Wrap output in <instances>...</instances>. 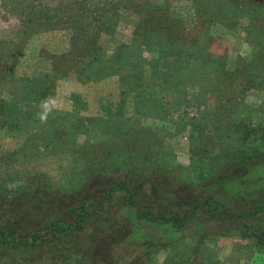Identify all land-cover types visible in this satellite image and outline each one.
<instances>
[{
    "label": "trees",
    "instance_id": "obj_1",
    "mask_svg": "<svg viewBox=\"0 0 264 264\" xmlns=\"http://www.w3.org/2000/svg\"><path fill=\"white\" fill-rule=\"evenodd\" d=\"M14 1L16 5L12 2V12L22 17V31L28 35H23L17 41H0L2 42L0 45V92H5L6 90L2 89H7L13 96L10 98L11 101L0 99V128L9 126L11 129H20L21 126L29 125V121L38 122L35 113H40L42 110L36 103L53 91L59 77L67 76L69 71H74L77 78L83 82L100 81L111 76H118L121 92V100L114 107L102 104L107 118H90L89 123L86 120L83 123L80 113L74 115L70 127L74 129L75 134L89 128V125H94L96 121L110 123L106 127L114 133L113 130H118L123 124L116 126L111 121L123 112L125 98L130 93L136 101L137 111L146 104L153 106L157 111L164 110L170 103L169 100H172V104L176 107L173 110L175 111L180 110L186 102L183 96L187 91V83L197 87L199 92L197 101H203L201 99L203 96L208 97L210 93H216L215 86L222 84L225 87L219 90V97L216 96L217 107L210 112L213 115L216 134L208 135L212 148L219 145L217 138L227 140L229 143L228 147L225 146L226 148L219 146L220 156L213 158L217 160L216 164L222 167L221 175L237 177L236 158L244 157L248 155V152L251 157L264 155V128H255L253 123L255 110L244 102L247 89L264 85V77L256 80L255 73L247 72L248 68L251 70L261 66V72L264 69V0H192L199 21L198 33L193 35L188 32L181 18L170 13V8L165 2L55 0V2L49 1L52 4L43 5L37 0ZM126 8L139 13L141 20L133 31L132 41L116 45L109 53L98 42V38L103 32L114 33L121 20V11ZM244 17L247 19L245 25L241 23ZM213 22L214 24L219 22L229 29L244 27L248 33L251 51L247 58L239 56L238 64L232 70L227 67V54H219L211 49L214 35L210 30ZM49 29L69 30L73 41L71 49L61 55L53 54L49 61L50 71L31 75L15 73L12 65L24 53L28 36H35ZM146 50L153 53L151 58L145 56ZM229 86L231 90L228 91ZM74 97L80 102L79 95L76 94ZM31 102H34L33 111L29 114ZM80 103L82 105L76 108L78 112L83 106H87L84 102ZM60 115L57 111V117ZM133 118H129V121ZM134 120L135 118L133 122ZM200 123L202 122L197 120L194 126L198 128ZM132 138L134 140L129 144L130 147L123 149L121 154L123 158L132 148L141 157L145 155L140 162L153 156V150L157 144L154 146L152 142H145L147 139L145 140L141 133L133 134ZM158 141V145H165L166 141L163 138L159 137ZM238 142L246 145L244 150L235 148ZM124 143L128 145L125 139L123 145ZM97 152L98 150L95 152L96 155ZM96 155L92 158L94 162L104 161V153L98 154L100 158ZM155 158H157L156 155ZM228 159L231 161H227ZM125 160L127 161L126 158ZM134 161L135 157L127 163ZM142 167L135 166L136 170L142 171L139 174L131 172L124 180L110 182L100 197H85L80 200L69 212L71 219L56 216L49 221L48 226L39 225L22 229L0 223V259L3 254L15 251L18 255H27V258H21L25 259L24 263L16 260L14 264L43 262L53 264V258H37V254H47L51 245L65 242L67 246H70L68 249L70 252L82 251L92 256L89 263L82 260L74 264H117L110 246L126 235L125 229L129 228L133 220L127 217L114 218L115 216L111 213L114 212L115 206L135 214L140 223L145 220L151 224L169 226L173 230L187 228L200 217L221 220L233 226L243 224L241 222L244 221L250 222L258 216L264 217V188L261 190L260 197L248 200L240 208L234 200L220 195L223 188L215 186L211 180L213 191L206 194L204 199L199 197L191 204L177 205L173 194L185 189L182 185L190 186L191 182L183 184L184 182L181 181L167 179L164 175L154 179ZM148 187L160 190L158 196L160 200L142 197L144 190ZM249 204H252L251 209L246 207ZM93 222L101 227L102 231L92 238L89 244H76L79 234L86 232ZM245 225L237 226L242 235L251 237L252 240L257 239L258 246L264 249V230L256 231ZM106 228L109 232L103 234ZM252 231H255L253 236L250 235ZM201 233L195 231L188 236L159 242L146 241L144 244L146 258L137 256L128 264H161L157 255L162 251L165 252L166 258L164 264H250L248 262L251 259L250 256L244 257L243 253L246 254L250 246L253 247L252 243L250 246L245 244L237 246L226 257L227 261H222L217 256L216 250L219 236ZM188 237L192 240H188ZM105 250L107 255L103 254ZM67 256L66 253L63 258ZM68 260L69 258L67 262ZM56 261L57 259L55 264H57ZM65 262L66 260L60 264Z\"/></svg>",
    "mask_w": 264,
    "mask_h": 264
},
{
    "label": "rangeland",
    "instance_id": "obj_2",
    "mask_svg": "<svg viewBox=\"0 0 264 264\" xmlns=\"http://www.w3.org/2000/svg\"><path fill=\"white\" fill-rule=\"evenodd\" d=\"M49 1L55 2V0H37L43 5L52 4ZM150 1L167 3L170 13L184 21L191 35L198 33L199 21L192 0ZM12 2L16 5L14 0H0V41H17L23 35H28L22 31V17L12 12ZM120 19L114 33L103 32L98 38V42L109 53L116 45L132 41L133 31L140 22L141 16L126 8L122 9ZM241 20L243 25L247 23L245 17ZM210 32L214 35L211 49L219 54H227L229 70L237 66L239 56L248 57L251 46L244 27L229 29L219 22L215 24L213 22ZM71 36L72 33L67 29H49L35 36L29 35L26 49L12 65L13 70L19 75L50 71L49 61L53 54L61 55L71 49L73 44ZM144 54L147 58L153 56V53L147 50ZM247 72L255 73L256 80L264 77V69L261 72V66L251 70L248 68ZM67 74V76L59 77L55 89L36 103L42 110L41 114L35 113L38 122L29 121V125L21 126L20 129H11L9 126L0 128V223L22 229L39 225L48 226L49 221L56 216L71 219L70 210L83 198L100 197L110 182L124 180L131 172L141 173L142 171L136 170L135 166L137 168L143 166V170L151 174L154 179L164 175L167 179L181 181L184 182L183 184L191 182L190 186L182 185L185 189L173 194L177 205L191 204L199 197L204 199L206 194L213 191L211 180L215 186L223 188L220 195L234 200L240 208L248 200L261 196V190L264 188V155L251 157L248 152V155L236 158L237 177L221 175L222 167L216 164L217 160L213 159L220 156L219 146L223 148L228 147L229 144L227 140L217 138L219 145L212 148L208 138V135L216 134L213 115L210 112L217 107L216 96L219 97L218 92L223 90L225 85L215 86L216 93H210L208 97L201 98L203 101H197L196 97L199 93L197 87L187 83V91L183 96L186 102L180 110L175 111L173 110L176 107L172 104V100H169L170 103L161 111L155 110L149 104L143 105L137 111L136 101L130 93L125 98L123 112L111 121L116 126L123 124L118 130H113L114 133L106 127L110 123L96 121L94 125H89V128L75 134L74 129L70 127L74 115L80 113L83 123L85 120L89 123L90 118H107L102 104L114 107L121 100V92L118 76H111L100 81L83 82L77 78L74 71H69ZM235 86L234 88L238 91ZM2 90L6 91L0 92V99L11 101L10 98L13 96L7 89ZM229 90H231L230 86ZM76 94L80 96V102L88 106H83L80 112L76 108L82 104L76 101L74 97ZM244 102L255 110L253 118L255 128H264V85L247 89ZM33 104L34 102H31L29 105V114L33 111ZM57 111L61 114L59 117H57ZM129 118H133L132 121H129ZM197 120L202 122L198 128L194 126ZM136 133L143 134L145 140L147 139L145 142H152V145L157 144V146L153 150V156L141 162L140 159L145 155L141 157L132 148L130 153L127 152L125 155L126 161L121 154L124 148L130 147L129 144L134 140L132 136ZM159 137L166 141L165 145H158ZM124 139L128 141V145L125 143L123 145ZM235 146L241 150L246 147L240 142ZM96 150H98L97 155ZM99 153L105 154L104 161L94 162L93 156L100 158ZM134 157L135 161L128 164L127 162ZM117 165L121 166L117 168ZM216 180L217 183H215ZM159 191L148 187L144 190L142 197L160 200L158 199ZM246 207L251 209L252 204ZM113 210L115 214L111 213V215L115 216L114 218L127 217L133 220L129 228L125 229L126 235L110 246L117 264H128L137 256L146 258L144 246L146 241L159 242L188 236L195 231L219 236L218 243L215 245L217 256L222 261H227L226 257L237 246L241 244L250 246L252 243L253 247L250 246L243 256H250L251 259L248 261L250 264H264V249L258 246V240L243 236L237 228L246 224L247 228H254L256 231L264 230V217L258 216L250 222L244 221L241 222L243 224L234 226L221 220L200 217L187 228L173 230L169 226L151 224L145 220L140 223L135 214L118 209L116 206ZM107 229H104L103 234H108ZM101 231L102 228L93 222L86 232L79 234L78 242L75 241V243L89 244L88 242ZM252 232L250 235L253 236L255 231ZM188 240L192 238L188 237ZM69 248L70 246H67L65 242L53 244L47 254L38 253L37 258H53V264L56 259L57 264L65 260L64 264H74L82 260L90 262L92 256L82 251L70 252ZM106 252L105 250L103 254L107 255ZM66 253L67 258H63ZM21 258H27V255H18L15 251H11L3 254L0 264H14L16 260L24 263L25 259ZM157 259L164 264L165 252H160Z\"/></svg>",
    "mask_w": 264,
    "mask_h": 264
}]
</instances>
